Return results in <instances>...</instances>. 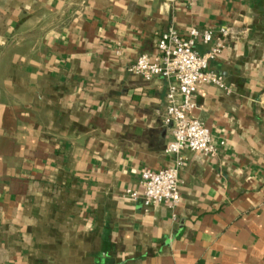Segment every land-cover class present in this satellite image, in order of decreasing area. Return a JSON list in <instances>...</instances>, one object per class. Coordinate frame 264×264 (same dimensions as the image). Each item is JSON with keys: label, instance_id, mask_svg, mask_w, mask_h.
<instances>
[{"label": "crops", "instance_id": "crops-1", "mask_svg": "<svg viewBox=\"0 0 264 264\" xmlns=\"http://www.w3.org/2000/svg\"><path fill=\"white\" fill-rule=\"evenodd\" d=\"M171 28L229 32L215 156L167 153L169 81L128 71ZM179 157L175 208L126 197ZM0 264H264V0H0Z\"/></svg>", "mask_w": 264, "mask_h": 264}, {"label": "built area", "instance_id": "built-area-1", "mask_svg": "<svg viewBox=\"0 0 264 264\" xmlns=\"http://www.w3.org/2000/svg\"><path fill=\"white\" fill-rule=\"evenodd\" d=\"M177 2L179 0H170ZM196 0H187L190 4ZM220 37L214 39L212 31L200 32L197 28L189 30L182 36L178 30L171 28L162 33L156 42L154 54H142L136 62L128 67V71L140 76L146 81L163 77L169 81L167 106L163 123L171 126L173 139L168 142L167 153L180 156L189 149L207 156L217 154V144L205 122L191 115L195 108L194 95L201 84H212L225 88L224 77L210 69L212 60L222 54L227 48L226 28L219 30ZM213 43L206 53L196 49L198 41ZM182 158L178 164L159 171L143 168L139 173V184L136 190H127L126 197L139 200L145 207L164 204L175 208L181 199L179 170Z\"/></svg>", "mask_w": 264, "mask_h": 264}]
</instances>
